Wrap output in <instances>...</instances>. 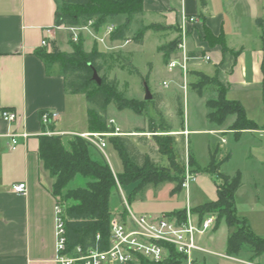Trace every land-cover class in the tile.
<instances>
[{"label":"crops","instance_id":"obj_1","mask_svg":"<svg viewBox=\"0 0 264 264\" xmlns=\"http://www.w3.org/2000/svg\"><path fill=\"white\" fill-rule=\"evenodd\" d=\"M58 5L59 0H0V108L14 110L18 115L17 120L10 123L0 118V264H56L54 261L56 199L49 186L51 182L49 174L43 169L37 155L38 136L44 130L39 119L40 111L50 109L57 113L53 130L75 135L89 132L86 107L80 105L78 98L77 100L74 98L79 94L67 92L59 67L47 64L42 57L43 53L50 50L49 45L41 46L44 37L49 43L54 40L60 50H71V47L67 50L58 44L62 31L65 30L64 25L58 28L54 26V12ZM142 8V13L137 15L140 25L137 31L141 26L149 24L160 29L164 34L160 37L164 42L157 45L161 54L160 46L177 39L181 16L183 14L195 16L196 21L186 25L187 49L191 56L188 65L189 75L192 71H200L202 61L212 60L217 77L227 86V91L233 87L236 92H241L240 98L229 100L238 101L249 119L253 118L251 112L264 116L260 69L261 42L264 37V0H205L204 6H201L198 0H143ZM256 18L261 20V26L255 22ZM123 20L124 15H118L98 30L89 26L87 21L83 22L79 24L84 28L80 31V36L84 40L86 36H90L93 39L92 44L96 42L98 49L99 45H102L105 49H118L115 51L124 49L132 53L131 45L141 44L143 37L141 41L132 43L128 36L113 40L110 34L106 33L108 25L116 27ZM48 28L51 34L46 33ZM252 33L254 36L250 37ZM251 40L254 41L253 45H249ZM84 45L85 41L83 47ZM174 52H171L169 57L173 56ZM206 55L209 56L208 60L204 59ZM173 70L177 71L176 75L179 78L180 72L177 69ZM106 117L108 123L112 119L114 121L112 126L118 127L113 116ZM80 118L85 120L82 129H74L67 123ZM233 120L234 116L231 115L227 129L218 128L210 131L229 130L235 139H238L241 133L259 132L258 129H253L234 134L233 130L229 129ZM136 127L141 129L139 125ZM184 130L187 132L184 134L186 137L190 130L184 127L172 129V133L182 135ZM262 130L264 131L263 128ZM9 132L20 134L24 132L28 135L26 138L18 135L15 148L12 149L7 135ZM190 152L194 158L193 152ZM104 154L113 173L120 172L122 166L116 171L105 150ZM191 171L195 174V179L189 183L187 192L189 203L191 184L200 180L204 186L207 182L204 177H199L198 172L192 169ZM240 171L237 169L235 173ZM21 181H24L27 187L25 194H17L11 190L13 183ZM241 184L234 194L235 209L239 217L247 219L245 215L239 214L236 202ZM175 192L177 194L182 192L186 205V192L181 187L171 190V193ZM215 198L216 187L215 197L211 200ZM184 208L185 206L159 213L139 214L156 215ZM116 216H122V212ZM218 223L212 230H215ZM204 233L197 235V243L206 251H196L223 256V253H216L204 247L199 241ZM262 255L264 253L256 256L251 253L250 259L264 257ZM230 256L228 255L229 258H233ZM203 262L206 264L205 257ZM193 264H198L196 257L193 258ZM246 264L261 263L250 260Z\"/></svg>","mask_w":264,"mask_h":264},{"label":"trees","instance_id":"obj_2","mask_svg":"<svg viewBox=\"0 0 264 264\" xmlns=\"http://www.w3.org/2000/svg\"><path fill=\"white\" fill-rule=\"evenodd\" d=\"M142 1L59 0V5L54 12V26L79 25L92 20L94 30H98L116 16L124 15L123 22L118 24L110 33V38L113 40L124 39L134 18L143 11ZM198 1L201 6L205 5V0ZM255 22L258 26L262 24L259 18H256ZM154 27L152 24L141 26L132 37L139 42L145 31ZM83 42L82 36H79L77 42L69 40L71 50L63 51L59 49L54 40H51L49 43L50 50L43 53L42 57L47 64H55L59 67L67 92L85 95L88 131L110 133L114 131V127L108 123L106 117V109L109 103H114L117 109L129 108L136 113L144 114L147 100L126 97L118 88L116 79H108L104 74L100 75L101 82L97 84L92 79L93 70H96L98 74L100 73L103 68L101 61L104 60L106 54L98 49L96 42L92 44L90 50L86 51ZM175 44L176 40H171L159 47L165 62H167L171 52L174 51ZM261 50V89L264 103V37L261 42ZM115 55L122 59L121 54ZM125 63L126 61H123L124 66ZM127 63L131 65L130 62L127 61ZM132 69L139 74L135 67L132 66ZM191 74L196 79L192 83V87L198 94L201 95L204 91H212L215 94L213 99H207L205 102L208 108L206 118L209 122L222 125L228 116L233 115L234 120L229 125V129L233 130L234 134H238L242 130L257 129V124L246 117L242 105L236 100H229L225 97L227 86L217 77L216 69L211 76L200 71H192ZM142 80L147 85L146 78L142 77ZM180 107L179 103L177 111L181 116ZM151 124L154 123L148 122L147 132L163 133L153 134V139L158 152L167 157L168 167L157 166L147 154H142V159L138 162V153L135 152L134 146L128 142L126 137L121 135L106 136L121 161L122 169L116 174L119 183L122 186L135 183L129 196L131 193L142 190L148 184L157 185L165 180L176 181L174 190L180 189L183 174L177 162L174 137L169 134L170 125L160 124L153 127ZM43 128V133L38 136V159L49 176L53 178L51 189L53 197L63 193L64 200H70V204L64 207L66 249L69 252L74 251L76 247H79L83 252L89 248L105 250L108 247L110 234L109 198L116 188L109 164L102 156H98L97 159L90 156V143L84 138L77 135L45 134L46 129L53 130L54 122L46 127L43 126ZM136 131L145 132L142 128ZM63 137L68 138L63 141ZM228 157L229 154L224 159ZM188 160L193 171H200L191 152L188 153ZM220 164L221 162L216 160L215 152L211 153L204 169L215 174L218 179L215 182L216 198L194 206L193 211L197 212L200 217L207 212H216L215 225L220 219H224L230 228L226 239L225 251L227 255L237 254L244 248L248 249L253 256L260 255L264 253V236L255 235L250 229L247 219L239 217L235 209L234 194L241 184L240 173L236 172L233 176L224 174L219 171ZM171 168L175 170V175L170 174ZM77 175L85 179L84 186L65 189L67 184ZM56 203H58L57 199ZM124 214L125 212H122L123 217ZM168 214H176L181 218L185 215L184 209L173 210ZM178 258L179 255L170 247V253L162 262L154 263L143 257H138L137 264H175L178 262Z\"/></svg>","mask_w":264,"mask_h":264},{"label":"rangeland","instance_id":"obj_3","mask_svg":"<svg viewBox=\"0 0 264 264\" xmlns=\"http://www.w3.org/2000/svg\"><path fill=\"white\" fill-rule=\"evenodd\" d=\"M136 17L130 24L129 31L127 32V36L131 39L132 43L138 42L132 37L140 26L138 22L139 17H137V19ZM62 32L58 44L69 50L68 35L65 30ZM162 35L164 34L160 29L152 28L148 30L145 32L140 42L141 44L131 45L133 50L132 53L124 49H120L119 51H115L118 49H105L102 45H99V49L106 54L104 60L101 61L103 68L98 74L99 76L104 74L108 79H116L118 88L126 97L140 100H145L144 82L142 80V77H145L147 87L152 95L151 99L146 101L148 103H146L147 105L145 106L143 115L136 114L129 108L118 110L114 103L108 104L106 115H108V117L113 116L116 119L120 132H123L120 135L126 137L128 142L134 146L135 152L138 153V162L141 161L142 154H147L152 162L161 167H168L169 161L166 156L158 152L153 134L163 133L147 132L148 122H153L154 124H151L153 127L159 126L160 124L170 125L171 131L169 134H172L174 137L177 162L182 170V174L184 175L186 165L191 169L188 153L192 151L200 168L198 175L199 177H204L207 181L204 186L200 183V180H196V182L191 184V206L202 204L206 201H210L212 197H215V182L218 181V179L215 174L209 173L204 169L208 164L209 155L211 153L215 152L216 160L221 162L219 171L224 174L233 176L237 169L241 170L240 178L242 186L239 188L238 195L236 196L238 212L240 215H245V217H247L250 229L255 235L264 236V131L262 130L264 116L251 112V115H253L251 119L257 124L259 132L241 133L238 139H235L233 133L229 130H225L224 132L210 131L218 128L227 129L226 126L231 116H228L220 127L208 121L206 118L208 108L205 102L207 99H213L215 94L212 91H204L201 95L198 94L192 87V83L196 80L195 76L193 74L189 75V72V81L186 91L184 92L183 89L180 88V77H177V71H169L167 69L166 62L162 59L161 52L158 51L157 45L164 42L163 39L160 38ZM253 36L254 34L252 33L250 37ZM84 41L85 50L88 51L92 45L93 39L90 36H86ZM253 43L254 41L251 40L249 45H253ZM115 54H121L122 59L117 58ZM123 61H126L125 66L123 65ZM127 61L130 62L131 65H129ZM132 66L138 70L139 74L133 71ZM199 68L201 72L211 76L214 74L215 65L212 60L202 61ZM163 81L167 82L166 87L162 85ZM235 90L236 89L233 87L230 88L226 93V98H240L241 92H236ZM78 94L79 95H76L74 98L76 100L78 98L80 105L86 107L85 95L83 93ZM179 103L181 106V116L177 111ZM67 123H70V127L74 129H82L81 127L85 123V120L80 118V120L76 119L74 122ZM67 123L66 127H68ZM137 125L141 126L140 128L144 129L145 132L136 131L139 129L136 127ZM181 127L190 130L186 137L184 134L174 135L172 133V129H179ZM124 129L127 131H123ZM47 131L50 132L48 135L75 136V134L60 133L55 129ZM77 136L80 135L78 134ZM106 136L104 137L107 145L105 152L114 169L119 171L121 169L120 158ZM66 138L68 137H63V141H66ZM82 138L88 141L86 137ZM89 154L92 158L96 159L98 156H102L107 161L104 152L100 151L91 143ZM228 154L229 157L224 159ZM111 172L116 184V188L109 198L111 219L115 217L117 213L124 212L127 207L133 213L139 214L159 213L185 206L182 192L179 194L176 192L171 193V190L176 185V181L165 180L157 185L148 184L142 190L131 193V196H129L135 183L122 186L116 174L113 173L112 170ZM170 174L175 175V170L171 168ZM50 178L49 180L51 182L49 186L50 189H52L53 178ZM84 184L85 179L77 175L67 184L65 189L84 186ZM55 198L63 209L70 204V200H64L63 193L56 195ZM191 210L193 211V207H191ZM211 213L217 216L216 212L211 211ZM229 232L230 228H228L222 218L215 230H207L199 241L204 244V247L216 253L218 252L226 255L225 242ZM250 254V251L244 248L239 253L232 254L230 257L233 258H229L228 255L222 256L215 253H202L196 250H193L191 255L193 258H197L198 264H204L203 257H205L206 264H246L249 263L250 260L254 262L259 261V263L264 264V257L250 259Z\"/></svg>","mask_w":264,"mask_h":264},{"label":"built area","instance_id":"obj_4","mask_svg":"<svg viewBox=\"0 0 264 264\" xmlns=\"http://www.w3.org/2000/svg\"><path fill=\"white\" fill-rule=\"evenodd\" d=\"M196 17L193 15L181 16L177 39L174 49V55L170 56L166 62L168 70L177 69L180 72V88L185 92L188 85L189 60L191 56L187 49L189 23H194ZM87 24L92 26V20ZM55 26V27H62ZM115 26L108 25L106 33L110 34ZM68 38L72 42H77L80 31L84 28L80 25H64ZM46 33L51 34L50 29ZM101 40V39H100ZM128 41V40H127ZM46 37L41 40V46H48ZM205 60L209 56H204ZM167 86V82H162ZM17 113L14 110L0 108V118L7 122L17 120ZM57 113L50 109L41 110L39 119L43 126L55 122ZM114 121L109 120L113 125ZM46 129L45 134L50 132ZM186 134L184 130L182 132ZM120 134L119 128L114 126V131L110 133L87 132L80 133L86 139L104 152L106 147V135ZM10 147L15 148L16 137L21 135L27 137L26 133L9 132ZM195 179V174L186 165L183 179L180 187L186 192V205L184 208V217L176 214L160 213L156 215L136 214L128 207L125 210V216H116L110 221V234L108 247L105 250L89 248L84 252L76 247L74 251L69 252L66 249V237L64 230V209L58 203L54 205V236H55V255L56 264H137L138 257H143L150 262L159 263L166 259L170 253V247L179 255L178 262L175 264H193L192 251H206L205 248L197 243V235L204 233L214 227L216 215L211 212L205 213L202 217L197 212L191 210L188 197L189 183ZM26 184L24 181L16 182L11 185V190L17 194L26 193Z\"/></svg>","mask_w":264,"mask_h":264},{"label":"water","instance_id":"obj_5","mask_svg":"<svg viewBox=\"0 0 264 264\" xmlns=\"http://www.w3.org/2000/svg\"><path fill=\"white\" fill-rule=\"evenodd\" d=\"M92 79L97 83L99 84L101 82V78L100 76L98 75L97 71L96 70H93V74H92ZM152 95L151 93L149 92V89L147 87L146 84H144V99L145 100H149L151 99Z\"/></svg>","mask_w":264,"mask_h":264}]
</instances>
